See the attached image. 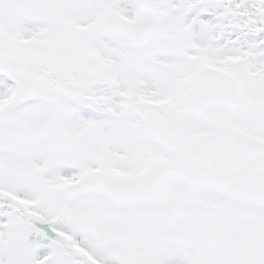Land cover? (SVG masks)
<instances>
[{
	"label": "snow or ice",
	"instance_id": "6c2138e0",
	"mask_svg": "<svg viewBox=\"0 0 264 264\" xmlns=\"http://www.w3.org/2000/svg\"><path fill=\"white\" fill-rule=\"evenodd\" d=\"M0 264H264V0H0Z\"/></svg>",
	"mask_w": 264,
	"mask_h": 264
}]
</instances>
